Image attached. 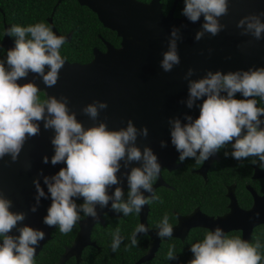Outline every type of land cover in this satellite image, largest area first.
I'll return each instance as SVG.
<instances>
[{
  "label": "clouds",
  "instance_id": "9594fccd",
  "mask_svg": "<svg viewBox=\"0 0 264 264\" xmlns=\"http://www.w3.org/2000/svg\"><path fill=\"white\" fill-rule=\"evenodd\" d=\"M230 2L184 0L181 14L188 21L199 23L203 17L195 41L199 42L206 34L215 37L228 27L221 18L229 15ZM236 27L241 29L242 36L253 38L247 42L249 45L264 39V12L243 16ZM6 35L15 37V46L7 50L6 60L0 61V160L10 156L12 163L17 162L26 142L41 134L43 124V130L54 133L51 164L66 165L52 176H43L41 171L47 192L39 177L33 181L36 195L30 211L35 213L41 199L50 196L52 203L43 223L50 228L58 226L62 234H68L81 220L80 212L99 222L98 206L99 209L107 208L110 201L112 210L129 216L133 212L141 213L145 205L159 200L153 188L161 171L158 154L151 146L142 148L137 143L138 138L148 137L147 126L138 128L129 119L127 126L121 128H109L106 120L86 127L78 119L77 112L70 110L68 96L50 95L41 101V88L35 80L18 83L31 73L41 78L47 88L55 87L65 64L60 52L65 37L56 35L44 23L26 27L12 25ZM182 39L181 28L173 27L168 48L160 61L164 72H171L181 63L178 42ZM195 71L189 68L184 75L188 81V96L181 103L189 109L199 107L198 118L185 114L183 120L180 117L168 119L171 144L180 153L178 162L195 159L201 164L231 145L232 151H225V157L231 155L238 161L257 157L264 163V107H259L256 99L264 100V66L227 73L208 70L204 76L193 79ZM237 93L243 98H237ZM201 100L202 104H198ZM107 108V101L95 100L83 106L80 112L97 121ZM167 143L161 140L160 147L166 148ZM43 162H49L47 155ZM134 164L136 166H132ZM25 168L29 170L31 163H26ZM125 180L127 199L123 189ZM113 187L115 191L110 193ZM80 198H83L82 204L76 202ZM13 203L0 189V264H35L37 247L46 233L23 223L27 213L14 211ZM14 229L18 235L13 234ZM157 229L161 240L172 237L174 228L168 215L163 217ZM148 232L149 228L144 224L137 225L131 235V246L138 244L139 234ZM112 235L111 247L115 252L124 238L119 228ZM261 248L259 240L253 244L240 237H227L223 228L217 226L208 231L202 241L191 245L193 258L188 264H262ZM166 258H179L174 245L169 248Z\"/></svg>",
  "mask_w": 264,
  "mask_h": 264
},
{
  "label": "water",
  "instance_id": "95a60500",
  "mask_svg": "<svg viewBox=\"0 0 264 264\" xmlns=\"http://www.w3.org/2000/svg\"><path fill=\"white\" fill-rule=\"evenodd\" d=\"M77 1L89 7L98 15L106 28L115 31L122 38L121 46L114 47L109 44L106 52L95 48L94 58L86 63L71 62L64 58L65 64L55 87L47 88L41 78L31 73L27 79H22L18 83L24 84L35 80L41 88L40 92H44L47 98L50 95L68 96L70 110L77 112L78 119L82 120L86 127L106 120L109 128H121L127 126L129 119L133 120L138 128L147 126L148 137L138 138L137 143L142 148L146 145L152 147L158 154L161 168L175 169L180 155L171 144L168 119L180 117L183 120L185 114L195 119L200 113L199 107L189 109L186 104L181 103L188 96V81L184 79V75L189 68L196 70L192 78L198 79L208 70H222L227 73L264 66V39L253 41L249 45L247 42L253 38L242 36L241 29L236 27L243 16L253 12H264V0H231L229 15L221 18V22L228 27L215 37L206 34L199 42L195 41V34L203 23V17L199 23L194 24L184 16H175L176 6L180 0H175L167 13L163 10L161 0ZM53 15L54 12L49 17V22L54 33L69 41L72 33L61 34L54 25ZM9 27L10 25H6L5 36L1 43V46L7 50L15 46L11 37L6 35ZM173 27L181 28L183 36L178 42L181 63L171 72H164L160 67V61L163 52L168 48ZM95 100L107 101L108 108L101 112L99 120L92 121L83 115L80 109ZM202 102L201 100L197 103L202 104ZM41 129L39 136L26 142L17 162L12 163L10 156L0 160V189L13 200V210L26 212L27 219L23 223L46 233L44 240L37 247L35 257L43 249L44 244L52 238V232L58 226L50 228L43 223L52 203L50 196L48 199H41L40 207L35 213L30 211L36 195L33 181L39 177L41 185L47 192L43 176L55 175L62 167H66L65 164L55 166L51 164V157L54 155L51 137L54 133L51 130H43V124ZM161 140L168 142L166 148L160 147ZM45 155L49 157L47 164L43 162ZM26 163H31L29 170L25 168ZM41 171L43 176L40 175ZM123 171L122 168L121 173ZM261 175L264 176V172ZM158 177V181L153 185L154 190L166 185L161 171ZM123 189L124 192L128 189L126 180L123 182ZM109 191L114 192L115 187ZM254 196L255 205L250 210L241 209L235 197L230 195L232 210L222 217H209L200 210L191 215L179 216L178 224L173 227L172 236L184 240L192 228L202 227L211 231L220 226L225 234L228 231L240 230L242 239L250 241L254 228L264 223V195ZM77 201L83 202V198ZM149 210L150 206L145 205L139 214L140 224L149 228L147 234L151 237L150 249L135 264H144L152 260L161 245V239L157 235L158 229L149 227ZM98 211L101 223H105V214L111 216L118 214L111 209V201L107 208L99 209L98 206ZM96 223L98 222L86 216L78 222L80 229L73 244L66 247L59 264L65 263L71 257H76L79 261L85 247L96 245L92 240V231ZM13 234L19 233L14 229Z\"/></svg>",
  "mask_w": 264,
  "mask_h": 264
},
{
  "label": "trees",
  "instance_id": "16d2710c",
  "mask_svg": "<svg viewBox=\"0 0 264 264\" xmlns=\"http://www.w3.org/2000/svg\"><path fill=\"white\" fill-rule=\"evenodd\" d=\"M0 0V61L6 60L7 49L1 46L5 36L6 25L28 26L30 24L44 23L52 30L49 17L53 15V22L61 34L72 33L71 40L65 41L60 52L63 58L71 62L86 63L93 59V48L97 46L100 36H111L115 41L120 37L117 33L106 28L98 18V15L89 7L81 5L77 0ZM149 2L150 0H140ZM163 10L167 13L174 4L175 0H161ZM184 0H180L176 6L175 15L183 16L182 10ZM11 37V36H10ZM15 43V37H11ZM41 101L47 99L44 92H40ZM219 171V169L217 170ZM220 172V171H219ZM216 174V173H215ZM219 174L210 176L206 183L202 178H195L190 173L181 174L178 171L167 173L165 177L168 183L174 188L161 187L156 195L159 200H153L150 204V213L148 217L149 226L157 227L165 215L169 217V223L175 224L177 217L175 212L182 215L190 213L193 209L199 207L211 214L221 213L227 210L228 200L224 199L226 190H210L218 188L223 184ZM127 199V191L125 192ZM249 202V199H243V202ZM242 202V200H241ZM78 204L83 202L77 201ZM172 209L174 212H172ZM81 219L84 218L83 212H80ZM105 223L95 224L92 233V239L96 245L85 247L82 257L77 261L76 257H71L63 264H135L149 249V236L139 235L138 244L131 246V235L137 225L140 224V214L133 212L129 216L123 213L118 215H104ZM119 228L121 236L124 238L119 249L112 250L113 233ZM79 231L78 223L68 234H62L57 227L52 232V238L48 240L40 253L35 257V264H59L62 254L66 247L71 246ZM209 230L202 227L193 228L185 240L179 238H169L162 242L156 256L144 264H188L193 258L190 251L191 245L204 239ZM227 237H240V232H233ZM260 241L262 248L260 252L264 254V225L254 229L252 241ZM175 246L178 259H167V252L171 246ZM264 264V262H262Z\"/></svg>",
  "mask_w": 264,
  "mask_h": 264
},
{
  "label": "flooded vegetation",
  "instance_id": "af4514ba",
  "mask_svg": "<svg viewBox=\"0 0 264 264\" xmlns=\"http://www.w3.org/2000/svg\"><path fill=\"white\" fill-rule=\"evenodd\" d=\"M176 16V15H175ZM177 17H182V16H177ZM67 35V34H63ZM100 36V40L97 42V46L93 48V58H94V49L97 48L102 52H106L108 50V45L111 44L114 47H120L121 46V41L122 38L120 37L119 41H115L111 36H106L102 37ZM71 40V39H70ZM69 40V41H70ZM91 61V60H90ZM80 63V62H79ZM237 98H243L240 93H237ZM258 100V106L259 107H264V100H260L259 98H256ZM264 119V117H262ZM228 151L231 153L232 147L231 145H228L225 149H221L217 154H215L213 157H211L207 164L206 162L197 164L195 159H188L185 160L183 163L178 162L177 158V167L173 170H169L166 167L161 168V176L163 178V181H165L166 185L164 186H159L157 187L154 192L155 195L158 192H162L163 190H159L161 187H166V188H174L170 183L167 182L166 177H165V171L167 173H173L175 171L180 172L181 174H187L190 173L193 175L195 178H202L206 183L208 182L210 176H215L216 174H219V178L217 179L220 183L223 185L218 188H210V190H226L224 194V201L228 200L227 203V210H223L221 213H209L207 211L202 210L201 208L197 207L193 209L190 213L182 215L179 212H175L176 217H177V222L173 224L172 226L175 227L178 224L179 216H186V215H191L196 211H201L205 215L209 217H222L229 213L232 208H231V197L230 195H233L235 199L237 200L238 205L240 206L241 209L244 210H250L254 207L255 205V194L258 196H263L264 195V176L261 175L264 172V163L260 162L257 157H249L246 160L243 161H238L234 158L231 157V155L225 157L224 152ZM219 169V171H217ZM216 173V174H215ZM158 178L153 182V185L156 184L158 181ZM128 191V189H126ZM125 191V192H126ZM249 199V202H243V199ZM242 200V202H241ZM150 206V204H149ZM172 212L174 210L172 209ZM150 213V210H149ZM118 215V214H117ZM149 217V215H148ZM141 223V220H140ZM149 224V222H148ZM264 225V223L257 225L261 226ZM150 227V226H149ZM255 227V228H256ZM151 229H157V227ZM254 228V229H255ZM193 229V228H192ZM191 229V230H192ZM191 230L189 231L188 235L190 234ZM210 231V230H209ZM240 232L241 233V239H242V231L240 230H232L228 231L225 235L228 236L229 234H232L233 232ZM254 232V230H253ZM148 235V234H146ZM185 239L187 238V236ZM253 235V233H252ZM149 236V235H148ZM171 238V237H170ZM172 238H179V237H174ZM150 242H149V248L151 244V237L149 236ZM181 239V238H179ZM184 239V240H185ZM169 240V238L165 237L163 240H161V244L164 241ZM252 241V236L251 240ZM149 250V249H148Z\"/></svg>",
  "mask_w": 264,
  "mask_h": 264
}]
</instances>
